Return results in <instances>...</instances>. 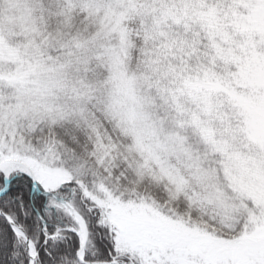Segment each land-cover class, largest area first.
I'll return each mask as SVG.
<instances>
[{
  "label": "snow or ice",
  "instance_id": "6c2138e0",
  "mask_svg": "<svg viewBox=\"0 0 264 264\" xmlns=\"http://www.w3.org/2000/svg\"><path fill=\"white\" fill-rule=\"evenodd\" d=\"M0 264H264V0H0Z\"/></svg>",
  "mask_w": 264,
  "mask_h": 264
}]
</instances>
